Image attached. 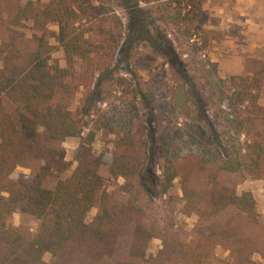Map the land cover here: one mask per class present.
I'll list each match as a JSON object with an SVG mask.
<instances>
[{
    "label": "trees",
    "instance_id": "trees-1",
    "mask_svg": "<svg viewBox=\"0 0 264 264\" xmlns=\"http://www.w3.org/2000/svg\"><path fill=\"white\" fill-rule=\"evenodd\" d=\"M22 1L0 0V264H45V254L53 264H101L114 256L126 227L131 243L127 257L116 264H206L217 246L235 264L261 255L264 241L256 233L260 217L254 200L249 193L237 195L236 187L247 179L264 182V108L258 103L264 61L245 58L244 76L227 84L216 77L215 65L204 61L202 67L210 71L203 80L216 96L219 129L177 131L175 138L193 144L184 155L170 153L164 138L152 151L140 116L151 108L150 101L135 80L113 79L111 69L120 45L127 60L146 44L186 83L182 64L148 14L134 0H119L131 23L126 41L110 0ZM205 1L167 0L169 10L159 11L167 35L175 34L178 42L179 33L184 47H195L208 20ZM51 26L57 28L63 68L52 59L57 47L48 42ZM97 27L101 36L93 41ZM79 91L81 101L73 108ZM97 131L113 139L94 152ZM67 139L79 142L75 168L62 180L70 167L62 147ZM102 167L123 181V202L104 190ZM19 168L31 173L12 179ZM175 180L180 214L196 219L190 237L177 229L174 205L164 199ZM94 208L95 217L86 223ZM14 214L23 221L17 227L11 222ZM27 221L35 224L32 231ZM151 240L161 248L147 256Z\"/></svg>",
    "mask_w": 264,
    "mask_h": 264
},
{
    "label": "rangeland",
    "instance_id": "rangeland-1",
    "mask_svg": "<svg viewBox=\"0 0 264 264\" xmlns=\"http://www.w3.org/2000/svg\"><path fill=\"white\" fill-rule=\"evenodd\" d=\"M26 0H23L24 3ZM137 7L144 13L148 14L150 21L157 28L158 33L166 36L167 46L170 51L174 53L179 62L182 64L180 72H185L187 75L186 83L178 81L171 70L170 66L164 58H161L151 51L145 44L139 46L136 53H133L129 59L126 60L128 54L124 52L123 46L120 45L114 58V66L112 76L113 79L121 77L128 80L132 84L135 80L138 87L143 90L147 99H149L151 108L140 111L141 120L146 127L147 145L151 150H155L162 143V138L166 139L168 144V151L177 152L180 155L189 153L193 149V144L187 138H175L177 131H181L184 127H199L206 133L211 130L217 131L219 129V122L215 119L217 113V101L213 90L209 89L203 80L206 71H210L208 67H202V63L208 60L213 63L215 75L221 78L226 84L231 77L244 76L242 65L238 68L229 67V63L219 61V45L221 44V34L219 33V18L215 16L216 8L219 7V0H206L203 4V10L207 12L208 20L201 25L204 34L196 36L197 44L195 47H184V39L175 41V34L170 33L168 29L161 26L159 21V11L169 10L167 0H134ZM148 2V3H146ZM119 0H110V7L114 10V14L122 23V37L123 40H128L131 34V23H129V14L119 4ZM166 5V6H161ZM158 11V12H157ZM162 14V13H161ZM135 15V14H134ZM131 18V17H130ZM133 21V18L131 19ZM48 42L57 47L53 53L52 59L56 60L58 65L63 68L64 61L61 50L57 44V28L51 26L49 28ZM101 36V28L97 27L92 33V40L97 41ZM264 61V60H263ZM133 76H130L128 73ZM213 81L214 77L208 78ZM119 94L116 95L118 97ZM175 97V98H174ZM199 99V100H198ZM81 101V92L79 91L75 96L73 108L78 106ZM258 103L264 108V88L260 91ZM114 104V103H112ZM107 108H112L113 105ZM119 106L118 103H116ZM104 106H102V109ZM162 109V110H161ZM180 133V132H179ZM113 139L110 135H105L102 131H97L95 140L92 144V150L99 152L102 150L103 142L111 141ZM78 139H67L62 143L65 150V160L70 167L67 172L61 175V179L68 178L75 168L73 162L74 151L77 148ZM157 177L161 176V165H157L154 169ZM31 173L30 169H16L12 174V179H15L18 174L28 175ZM99 175L103 180L104 190L110 194L116 201L123 202L125 196L120 191V186L123 184L121 179L111 178L105 168H100ZM249 193L255 206V212L259 215L260 226L257 229V237L264 241V182L260 180H245L236 187V194ZM174 205V221L177 229H179L186 237H190L196 225V219L185 218L180 214L182 208L181 192L177 180L173 182L172 188L168 191L165 198ZM97 210L91 209L85 218L86 223H90L95 217ZM12 224L17 227L23 221L18 214H14L11 220ZM26 227L32 231L35 228L33 221H27ZM262 234V235H261ZM131 243V228L126 227L122 230L117 243L114 256L101 264H116L127 257L128 249ZM160 242L158 240H151L146 246V255L154 256L160 250ZM45 264H53L51 256L45 254L43 256ZM206 264H235L229 257V252L223 247L217 246L213 249L211 256L207 259ZM246 264H264V252L250 257Z\"/></svg>",
    "mask_w": 264,
    "mask_h": 264
},
{
    "label": "crops",
    "instance_id": "crops-1",
    "mask_svg": "<svg viewBox=\"0 0 264 264\" xmlns=\"http://www.w3.org/2000/svg\"><path fill=\"white\" fill-rule=\"evenodd\" d=\"M219 61L238 68L245 58L264 60V0H219Z\"/></svg>",
    "mask_w": 264,
    "mask_h": 264
}]
</instances>
